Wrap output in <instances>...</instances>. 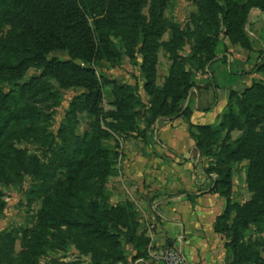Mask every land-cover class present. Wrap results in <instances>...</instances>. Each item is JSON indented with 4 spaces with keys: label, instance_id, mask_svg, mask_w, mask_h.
Segmentation results:
<instances>
[{
    "label": "rangeland",
    "instance_id": "374dc122",
    "mask_svg": "<svg viewBox=\"0 0 264 264\" xmlns=\"http://www.w3.org/2000/svg\"><path fill=\"white\" fill-rule=\"evenodd\" d=\"M235 1L246 17V36L236 29L240 23L229 30L221 15L209 46L203 39L209 35L208 27L199 11L204 0H141L140 20L146 30L153 27L151 42L157 45L152 66L145 65L142 54L152 49H144L133 32L120 29L114 34L101 28L97 61L56 48L15 75L0 73V98L13 94L0 102V244L6 247L3 238L11 236L10 257L2 251L0 264H9L11 258V264H18L29 251L34 253L30 264H95V254L86 249L88 243L80 250L69 233L56 230L53 223L50 227L40 223L56 192V171L68 173L76 166L70 151H75L79 139L95 135L101 140L114 163L101 181L106 199L100 200L103 205L121 207L118 213L126 224L129 218L123 209L129 202V214L135 212L140 225L142 212L129 195L133 182L144 176L146 163L167 157L156 146L161 123L188 113L201 90L212 88L211 98H216L217 78L222 82L231 70L238 77L237 86L225 87L228 103L216 121L194 126L201 152L193 154L205 162L207 174H216L221 182L216 189L228 200L216 220L226 264H264V10L260 8L264 0ZM6 16L0 27L4 45L23 38L24 33L12 16ZM59 61L90 67L96 77L63 69ZM174 95H181L178 102ZM23 104L43 111L34 124L15 120ZM242 136L247 142L254 136L255 145L240 147ZM64 146V152L60 151ZM246 148L252 158L246 156ZM133 162L141 163L138 173ZM149 176L154 173L150 171ZM121 224L115 231L124 232L116 235L126 260L115 258L114 264L125 263L133 253L130 228ZM40 238L43 244H30ZM142 241L146 243L145 238Z\"/></svg>",
    "mask_w": 264,
    "mask_h": 264
},
{
    "label": "trees",
    "instance_id": "16d2710c",
    "mask_svg": "<svg viewBox=\"0 0 264 264\" xmlns=\"http://www.w3.org/2000/svg\"><path fill=\"white\" fill-rule=\"evenodd\" d=\"M140 1L0 0V27L7 15V18L12 16L13 20L19 23L24 31L23 38L20 37L15 41L11 40L10 44H5L6 46L0 39V73L15 75L27 63L32 60L42 61L51 50L56 48L75 53L77 57L85 61H97L100 59L101 39L103 38L101 28L114 34L120 29L124 33H126V30L133 32L136 40L142 42L144 49H152V53L145 50L142 53L145 65H154L156 58L153 53H156L157 45L151 42L153 27L146 30L140 20L141 14L138 12ZM1 6L3 7L1 8ZM260 8L264 10V6ZM199 11L203 22L208 27L209 35L203 36V39L209 46L212 45V36L216 33L214 26L220 24L221 18L229 30L234 29L240 23V26L236 29L244 37L246 36V17L244 12L239 10L238 3L235 0H204V4L200 5ZM58 63L62 65L63 69L68 68L75 73H86L90 77H96L95 70L90 67L77 66L72 61H59ZM98 82L95 79L97 87L99 86ZM29 84L32 85L31 82L26 83L21 90L27 88ZM173 94L175 92L169 95L173 96ZM12 96L13 94L9 95V93L3 94L0 102L4 98L8 99ZM175 97H177L178 102L181 95H174L173 99ZM119 109H122L121 104L118 107ZM42 113L43 111L37 106L23 104L19 107V113L15 120L21 122L31 121L34 124L39 119L38 115H42ZM112 114L115 115L116 113L113 112ZM11 122L9 120L6 125L2 126L1 134ZM251 138L255 137L251 136ZM251 138L247 142L246 136H242L238 141V145L245 146L248 143L255 145ZM79 140L81 143L75 151L73 149L70 151L76 166L68 173L56 171V192L51 195L49 207L42 211L40 223L42 221V225L48 227L53 223L56 230L65 234L69 233L75 239L74 243L80 250H82L85 243H88L86 249L95 254V264H114L116 259L126 260L120 248L121 243L116 235L124 232L122 230L115 231V228L117 224L122 222V227L130 228L129 242L133 243L140 240L142 245L144 243L143 238L137 239L136 235L139 227V222L135 217L137 214L135 212L129 214L130 203L128 202L127 209H123L128 213L129 224H126V220L124 221L123 216L118 213L121 207L102 204L100 198L105 200L106 197L100 186L101 181L112 171L114 160L109 153V149L95 135ZM85 144L86 146H84ZM257 145L260 146V144ZM64 148L66 147L60 148V151L64 152ZM50 149L54 150L53 147ZM246 149L248 150V148ZM84 153H86L85 156ZM257 155L258 159L261 160V152H258ZM76 156H80L78 161H76ZM246 156L252 158L249 150ZM220 183V180H218L216 186H219ZM51 200L53 203H51ZM40 240L39 242L34 239V243L31 241L30 244L32 246H35L36 242L43 244V238H40ZM3 242L7 243V246L0 244V253L7 251V255L10 257L11 236L6 235ZM118 251L120 253L117 255ZM33 254L29 251L24 257L25 259L19 261L18 264H30L28 261L33 258ZM11 260L12 258L9 260V264L12 263Z\"/></svg>",
    "mask_w": 264,
    "mask_h": 264
},
{
    "label": "crops",
    "instance_id": "0c3cea01",
    "mask_svg": "<svg viewBox=\"0 0 264 264\" xmlns=\"http://www.w3.org/2000/svg\"><path fill=\"white\" fill-rule=\"evenodd\" d=\"M237 78L232 70L222 82L218 77L216 98H211L212 88L201 90L188 113L161 123L156 146L167 157L146 163L144 176L133 182L129 195L143 216L137 239L143 237L146 243H130L133 253L123 264H162L159 256L166 248L179 249L194 264H226L224 239L217 232L216 220L228 200L216 189V174H207L205 162L193 154L201 152L194 126L217 120L228 103L224 89L236 87ZM139 164H132L137 173Z\"/></svg>",
    "mask_w": 264,
    "mask_h": 264
},
{
    "label": "built area",
    "instance_id": "2783aa9c",
    "mask_svg": "<svg viewBox=\"0 0 264 264\" xmlns=\"http://www.w3.org/2000/svg\"><path fill=\"white\" fill-rule=\"evenodd\" d=\"M159 259L162 264H194L177 248H166L161 252Z\"/></svg>",
    "mask_w": 264,
    "mask_h": 264
}]
</instances>
